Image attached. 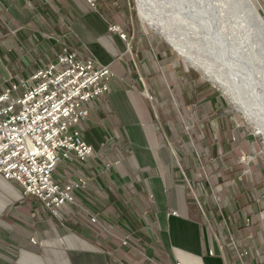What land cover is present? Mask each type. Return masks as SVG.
<instances>
[{"label": "crops", "instance_id": "obj_1", "mask_svg": "<svg viewBox=\"0 0 264 264\" xmlns=\"http://www.w3.org/2000/svg\"><path fill=\"white\" fill-rule=\"evenodd\" d=\"M63 1L0 0V40L7 38V46L13 38L9 48L17 52L31 46L36 57L23 59L22 70L38 69L68 48L81 58L98 55L101 60L93 58L110 65L116 77L110 92L90 103L81 125L94 155L81 162L72 153L54 172L62 187L87 181L73 190L74 203L54 215L17 183L0 177V264H185L174 250L197 244L207 231L200 201L208 204L212 187L208 181L203 188L185 169L190 160L185 151L193 148L176 106L194 98L180 88L176 74L181 72L183 81L182 65L174 67V79L168 66L154 73L137 54L146 83L140 69H132L127 55L132 44L109 30L120 25L130 32V0H96L94 7L87 0ZM135 42L138 52L148 48L144 39ZM192 103V116L199 118L198 100L195 107ZM243 227L257 252L254 231Z\"/></svg>", "mask_w": 264, "mask_h": 264}, {"label": "rangeland", "instance_id": "obj_2", "mask_svg": "<svg viewBox=\"0 0 264 264\" xmlns=\"http://www.w3.org/2000/svg\"><path fill=\"white\" fill-rule=\"evenodd\" d=\"M59 1L64 3L63 0ZM253 2L264 17V0H253ZM130 4L133 19H130L129 21L128 29L130 32L127 31L126 34L128 37L127 43L130 45L132 44V50L129 49L127 54L133 65L132 69L134 72H138L140 69L142 78L148 83L147 76L143 72L144 68H142L144 63L139 62L137 54L139 55L141 62L142 58H145V61H148V64L154 73L159 72L161 74V69H165V67L168 66L174 79V67H178L179 64L182 65L184 85L182 74L178 71L180 69H176L178 71L176 75L180 80V88L182 91H185L186 89L191 95H193L194 100H191L192 98L190 97V100L187 101L186 105L185 102L183 107H181L180 103L179 105L177 104L176 111L180 114L179 119L182 122L184 133L188 136L195 157L199 160V168L201 169L203 178H206L208 181L210 180L212 187V189H209L208 193V196L210 197L208 199V204L206 205L200 201L202 203L201 209L208 223L207 231L204 234L199 235V241L197 244L195 243L196 241H190L186 248H175L176 250L174 251L177 253V257L179 260L184 261L185 264H225L227 261L235 263V249L231 244L230 236L228 235V226L237 243L239 244L240 242L241 247L249 249L250 259H253L250 263L264 264L263 135L255 132L254 125L249 123L240 111L237 112L238 109L222 93L221 89H219L211 80L205 79L202 72L195 69L188 61L182 58L165 40V38L154 30L144 26L136 0H130ZM69 9L70 8L68 7V11ZM63 17L68 26L72 25L67 20L66 16ZM68 29L72 31V27H69ZM56 32L62 33L59 28L56 29ZM4 38L0 40V88L6 85L11 78L19 79L27 77L24 70L20 67L21 61L23 59H32L36 57L31 50V46L28 50L24 49L22 52H17L14 48H9V44H14V39L9 38V44L6 46L5 41L7 38ZM137 39H144L148 48H141L139 50L140 52L136 51L135 41ZM142 51H145L144 54H142ZM91 56H96L100 59L98 55ZM111 56L113 58V55ZM170 62H173V64ZM192 81L195 88L191 87ZM182 85L184 86V89ZM201 85L208 86L209 90H214L216 94H219L216 98V107L207 110L206 107L203 106L200 108V110L202 109L203 114L197 118L195 115L192 116V111L189 106L194 102L195 107V103H197L196 87H201ZM180 88L178 89L179 93H181ZM198 104L201 105L204 103L201 102ZM139 110L141 112L143 111L140 108ZM143 120H145V117ZM195 126L199 128H203L204 126L209 127L215 137L214 147L219 149L221 145L218 137V130L220 127L225 126L227 129V138L229 139L228 142L230 144L228 150L231 148V151L224 154L225 157L223 158V155L219 154L213 156L211 153V149L213 148L212 144L209 142L205 144L203 140L198 142L193 136H191ZM81 128L82 126L80 129ZM226 161H228V163ZM230 166L231 169L233 167L238 169L237 176L231 180L225 181V170L230 169ZM247 219L250 221L247 222ZM242 225L252 228L254 231V234L256 235L255 239L257 241V252L250 248L253 247L251 241L254 239L250 236L249 231L246 234L242 232L246 229ZM217 240L223 242L224 252H221ZM210 249L215 251V256H211L210 259H208V252ZM254 252L258 257V260L256 261L254 258ZM224 256H226V258ZM188 257L192 260L186 259L185 261L184 258Z\"/></svg>", "mask_w": 264, "mask_h": 264}, {"label": "built area", "instance_id": "obj_3", "mask_svg": "<svg viewBox=\"0 0 264 264\" xmlns=\"http://www.w3.org/2000/svg\"><path fill=\"white\" fill-rule=\"evenodd\" d=\"M87 1L95 6L96 0ZM109 30L128 41L120 25H111ZM115 77L110 65L64 48L31 76L11 78L0 88V177L17 183L24 194L37 198L54 215L66 203H74L73 190L87 181L80 179L62 187L54 172L72 153L81 162L94 155L80 124L89 118L90 103L110 92ZM173 215L179 216L177 212ZM92 220L97 221L96 217ZM227 230L235 263L226 264H251L249 249L237 243L228 226ZM217 241L224 252L223 242ZM209 254L213 256L215 251L211 249Z\"/></svg>", "mask_w": 264, "mask_h": 264}, {"label": "water", "instance_id": "obj_4", "mask_svg": "<svg viewBox=\"0 0 264 264\" xmlns=\"http://www.w3.org/2000/svg\"><path fill=\"white\" fill-rule=\"evenodd\" d=\"M163 1L177 9L184 18L197 23L202 35L223 58L228 77L235 80L237 85L243 83L249 86L253 106L264 117V17L254 2ZM221 1L225 3L223 11L220 8ZM240 92L237 90L238 97L243 96Z\"/></svg>", "mask_w": 264, "mask_h": 264}, {"label": "bare ground", "instance_id": "obj_5", "mask_svg": "<svg viewBox=\"0 0 264 264\" xmlns=\"http://www.w3.org/2000/svg\"><path fill=\"white\" fill-rule=\"evenodd\" d=\"M136 3L144 26L165 38L182 58L202 72L205 79L221 89L247 121L254 125L255 132L261 133L264 138V117L253 106L249 86L243 83L237 85L235 80L228 77L223 58L202 35L197 23L184 18L183 14L163 0H136ZM224 7L225 3L221 1V11ZM237 90L243 96L238 97Z\"/></svg>", "mask_w": 264, "mask_h": 264}, {"label": "trees", "instance_id": "obj_6", "mask_svg": "<svg viewBox=\"0 0 264 264\" xmlns=\"http://www.w3.org/2000/svg\"><path fill=\"white\" fill-rule=\"evenodd\" d=\"M56 57H57V55H55V58ZM34 64L35 63H32L31 66H33ZM36 70H37V68H31V69L26 68L24 70V73L27 77H29ZM194 88H195V86H194ZM196 93H197L198 103H201V102L204 103L201 105L199 104V106H200L199 110L203 106H205L207 110H210V109H213L214 107H216V98H217L219 93L216 94V92L214 90H209L208 86H203V85H201V87H199V86L196 87ZM200 112H201V114H203L202 109L200 110ZM82 124L83 123L80 124V127ZM218 134H219L218 137L220 139V145H221L220 149L214 147L215 137H214L213 133L210 131L209 127H207V126H204L203 128H199V127L195 126L193 128V132H192L191 136H193L198 142L203 140L205 142V144L208 142L210 144H212L213 148L211 149V153L213 156L218 155V154L224 155V154L228 153L229 151H231V148H230V150H228L230 144L228 142L229 139L227 138V129L225 128V126L220 127V129L218 130ZM202 145L204 146L203 143H202ZM192 151H193V149H192ZM192 151L191 150L185 151V156L190 159L188 166L187 167L185 166L186 172H189V173L191 172L190 174H192L193 177L196 178V182L200 183V185L203 188H207L208 180H206V178H203V175L201 173V169L199 168V162H196V160L193 159V158L197 159V157H195V154H194V157L191 156ZM231 166H230V169L225 170V174H224L225 181L231 180L232 178L237 176L238 169H235L234 167L231 169ZM209 183H210V180H209ZM210 185H211V183H210Z\"/></svg>", "mask_w": 264, "mask_h": 264}]
</instances>
